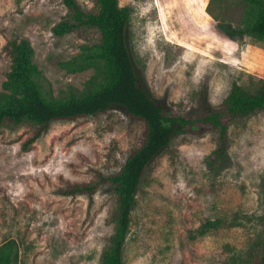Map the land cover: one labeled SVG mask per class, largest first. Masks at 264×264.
<instances>
[{"label": "rangeland", "instance_id": "374dc122", "mask_svg": "<svg viewBox=\"0 0 264 264\" xmlns=\"http://www.w3.org/2000/svg\"><path fill=\"white\" fill-rule=\"evenodd\" d=\"M92 6L91 0H79ZM129 10L125 40L136 79L172 114H202L219 108L233 82L264 77V40L236 34L242 0H119ZM65 13L62 0H0V87L9 69L3 44L26 37L41 70L46 95L64 97L86 90L92 68L71 71L63 63L83 39L55 35ZM206 92V105L202 92ZM141 131L121 107L97 117L56 122L29 150L21 143L27 126L0 128V245L16 240L12 264H99L113 231L106 221L114 197L108 187L94 196L85 221V199L56 196L59 178L87 181L88 167L119 169ZM210 134L188 133L153 159L136 192L122 249L124 264H226L247 250L257 228L251 217L262 208L264 111L230 121L226 151L218 168L209 155ZM227 216L235 225L200 232L205 219Z\"/></svg>", "mask_w": 264, "mask_h": 264}, {"label": "trees", "instance_id": "16d2710c", "mask_svg": "<svg viewBox=\"0 0 264 264\" xmlns=\"http://www.w3.org/2000/svg\"><path fill=\"white\" fill-rule=\"evenodd\" d=\"M92 6L79 0H62L65 13L52 26L55 35L74 33L84 41L79 52L63 65L68 70L92 68L95 75L87 81L86 90L64 97L46 95L40 85L41 70L34 62V49L26 37L12 36L2 46L9 59V69L0 87V128L27 126L32 132L21 143L22 150L41 139L56 122H69L97 117L112 107H121L131 122L141 131L126 153L119 169L103 172L88 167L91 178L73 182L59 178L51 186L58 197L85 199V221L94 210V196L104 186L114 197L108 208L106 221L113 231L100 256L99 264H124L122 249L129 232L136 192L145 181L153 159L181 135L210 134L214 149L209 155L213 168H218L226 151V133L230 121L264 111V77H251L246 84L233 82L215 109L206 107L202 114H172L164 101L150 97L137 82L125 40L129 10L119 0H91ZM244 16L233 31L240 35L264 40V0H242ZM206 105V92H202ZM259 195L262 208L251 219L257 230L241 254L225 259L226 264H264V172ZM236 218L227 216L205 219L200 232L230 228ZM18 259L16 240L8 239L0 245V264H12Z\"/></svg>", "mask_w": 264, "mask_h": 264}]
</instances>
